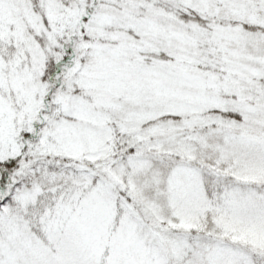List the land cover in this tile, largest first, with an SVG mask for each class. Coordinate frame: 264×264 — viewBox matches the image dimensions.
<instances>
[{
  "label": "snow or ice",
  "instance_id": "1",
  "mask_svg": "<svg viewBox=\"0 0 264 264\" xmlns=\"http://www.w3.org/2000/svg\"><path fill=\"white\" fill-rule=\"evenodd\" d=\"M0 264H264V0H0Z\"/></svg>",
  "mask_w": 264,
  "mask_h": 264
}]
</instances>
